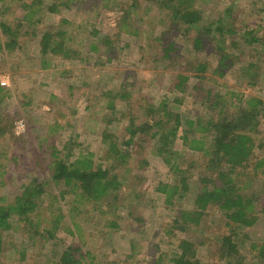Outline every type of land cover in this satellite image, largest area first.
<instances>
[{
  "label": "rangeland",
  "instance_id": "374dc122",
  "mask_svg": "<svg viewBox=\"0 0 264 264\" xmlns=\"http://www.w3.org/2000/svg\"><path fill=\"white\" fill-rule=\"evenodd\" d=\"M263 2L194 0L203 16L200 27L214 28L215 20L220 19L225 27L234 28L231 36H225L221 53L215 51L216 31L213 37H203L201 48H195L192 44L197 30L186 29L170 17L169 10L158 9L151 0H138L136 6H130L125 26L120 23L121 8L126 9L132 0H66L67 6L61 5L58 11L44 9L33 26L24 23L18 39L22 48L13 52L0 49V80L6 82V94L0 101L4 129L0 134V203L11 202L22 184L38 179L45 182V192L29 217L34 223L42 220L44 229L52 214L60 211L63 218L52 238L38 234L33 241L29 236L32 229L13 215L10 227L0 231V264H53L67 245L78 247L81 264H174L171 258L180 239L193 243L201 264H221L209 250L215 238L231 228L221 211L208 210L199 225L187 230H170L177 212L192 209L194 190L166 206L156 187L160 182L170 184L175 176L155 154L154 139L140 132L131 145L122 142L128 137L129 117L133 116L136 124L152 120L145 108L156 107L161 100L182 120L213 116L215 109L207 106L208 89L225 94L230 101L250 97L264 101V45L254 41L246 44L250 32L256 38L264 37ZM19 7L16 1L0 0V22L17 25L24 14ZM53 29L65 32L66 44L76 49L81 59L41 56L40 36ZM108 37L111 45L103 41ZM5 38L0 28V44ZM167 41L174 43L176 52L162 60L159 49ZM221 54L226 56L225 67L219 66ZM198 62L207 65L202 72L205 77L200 79L191 70V64ZM180 72L189 75L184 91L172 87ZM123 86L127 98L117 99L113 110L108 109L106 92ZM259 128L262 133L254 139L245 187L246 193L258 197L257 219L238 231L245 264H264V258L251 246L264 242V170L252 168L258 160L264 162V116ZM198 130L195 137L201 136ZM105 132L110 137L104 141ZM182 134L180 128L172 148L181 168L189 169L190 186L194 187L199 185L197 177L205 174V158L200 151L183 145ZM109 140L121 149H131L124 165L110 170L120 181L114 190L115 210L107 209L105 202V207L99 208L77 196L79 189L72 191L63 182H54L48 164L52 147L67 151V145L70 160L92 153L94 164L108 168L113 160H105Z\"/></svg>",
  "mask_w": 264,
  "mask_h": 264
},
{
  "label": "trees",
  "instance_id": "16d2710c",
  "mask_svg": "<svg viewBox=\"0 0 264 264\" xmlns=\"http://www.w3.org/2000/svg\"><path fill=\"white\" fill-rule=\"evenodd\" d=\"M12 1L18 2L19 10L24 12V14L22 13L20 21L14 27L0 22L1 32L6 37L3 43L0 44V49L4 48L10 52L22 48L18 39L20 36L19 28H22L24 23L31 25L32 22H37L39 14L44 9L58 11L61 5L67 6L68 4L65 3L66 0H50L48 3H44L43 0ZM137 1L132 0L129 6L126 5V9L121 8L123 12L120 21L121 25H127L129 7L136 6L135 3ZM151 2L156 4L160 10H169L170 17L177 23L184 24L186 29L194 27L197 30V35L193 38L192 44L195 48H201L203 46V37L205 39L213 37V33L216 31L219 39L218 46L215 47L217 50L215 49V51L221 53L224 48L222 47L223 42H226L225 36H231L230 34L234 33V28L225 27V23L220 19L215 20L216 26L214 28L208 26L205 28L200 27L203 16L201 11L194 5V0H151ZM24 20H28V22ZM33 25L34 23H32ZM25 32L24 35L26 34ZM131 33L135 35L136 30L133 29ZM64 34L65 32L60 29L43 31L38 41L40 54L43 58L48 54L60 55L63 59L68 60L82 58L76 49L66 44ZM114 36L118 38V34L115 33ZM246 37V44L248 45L253 41L264 45V37L261 39L256 38L251 35V32ZM103 41L109 45L112 43L109 37ZM92 46L93 48L96 47L94 44ZM173 52H176V48L174 43L170 41H167L159 49L162 60L172 58ZM225 59L226 56L221 54L219 58L220 67L228 65L225 62L223 63ZM41 63V67H43L45 65L44 60ZM252 65L249 64L248 66L251 67ZM206 68L207 65L205 63L191 64V70L196 73L195 75L199 79L205 77L202 72ZM218 71L219 73L221 72L220 69ZM188 77L189 75L184 74V72L177 73L172 87L179 91H184L187 88ZM4 89V86L0 85V101L6 94ZM124 90L123 86L115 92H106L105 95L108 96L106 107L108 109L113 110L117 99L124 100L127 98ZM224 95L219 92L213 93L212 89L207 90L206 99L210 100L207 102V106L210 109H215L213 116L207 120L202 118L182 120L180 114L168 109L164 100H161L156 107L148 105L145 108V113L154 118L150 121L136 124L135 118L130 116L126 126L128 137L122 142V145H131L134 142V137L140 132L142 134L143 132L149 133L150 137L154 139L155 154L162 158L168 170L173 174L172 176H175V180H172L170 184L160 182L156 187L158 193L164 195L166 206L173 204L174 199H181L185 194L194 190L192 191V209H182L177 212L173 218V226L170 230L176 228L184 231L189 227L199 225L205 212L211 209H218L223 214V219L228 220H226V224L231 228L227 233L217 236L211 243L209 250L213 253L218 263L245 264L244 258L241 257L239 252L242 240L239 239L238 231L243 227L251 226L257 219L254 212L256 209L255 201L258 200V197L256 196L254 199L251 193H246L245 187L251 173L248 170L250 166L248 161L253 152L254 139L262 133L259 128V121L260 117L264 116V101L256 97H250L241 102L238 98L230 101ZM233 95L234 93L230 92V96ZM209 96L212 98H209ZM229 98L231 99L232 97ZM0 124H2L1 117ZM180 128L183 129V145L189 149L200 151L205 158V174L197 177L199 185L196 186L195 183L194 187L190 186L191 174L189 169L181 168L178 162L179 156L172 148ZM195 129L201 131V136H194ZM3 133V126L0 125V134ZM109 137V134L103 133L104 141ZM64 148L67 151H60L56 147H52L51 157L48 162L52 180L54 182H63L72 191L79 189V192L76 193L77 196L96 204L99 208L105 207L102 204L105 202L107 209L113 208L115 210L117 205L115 203L116 194L114 190L119 188L120 181L115 174H111L110 170L115 169L116 166L124 165L128 157L131 156V149H121L116 142L109 140L105 160H113L108 168H104L100 164H94L92 153L70 160L71 150L67 145ZM142 163L146 162L142 160ZM258 167H263L262 170H264V162L262 160H258L252 168L257 169ZM44 185V181L32 179L30 183L21 185L20 192L14 196L11 202L0 203V231L9 228L11 224L10 218L16 215L20 221H24L32 229V233L29 234L30 240L35 241V236L38 234L41 237L48 236V238L54 236V232L61 228L60 222L63 215L60 211L55 216L52 214L48 224H45V227H47L45 229L41 227L42 220H37L34 223L29 217V213L34 211L41 201L42 194L45 192ZM73 209L75 210L76 207ZM100 211L102 212V210ZM110 225L117 226L113 221H110ZM170 230L167 232L171 233L172 231ZM1 246L2 243L0 242V251L2 250ZM251 246L257 249L260 258H264V242L257 245L251 244ZM81 258L78 247L67 245L53 264H81ZM171 261L174 264H201L197 258L196 247L191 241L186 239H180L177 242Z\"/></svg>",
  "mask_w": 264,
  "mask_h": 264
},
{
  "label": "built area",
  "instance_id": "2783aa9c",
  "mask_svg": "<svg viewBox=\"0 0 264 264\" xmlns=\"http://www.w3.org/2000/svg\"><path fill=\"white\" fill-rule=\"evenodd\" d=\"M0 85H1V86H4V85H6V82H5V80H0Z\"/></svg>",
  "mask_w": 264,
  "mask_h": 264
}]
</instances>
